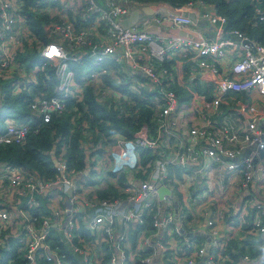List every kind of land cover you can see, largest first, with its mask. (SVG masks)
<instances>
[{
  "label": "built area",
  "instance_id": "1",
  "mask_svg": "<svg viewBox=\"0 0 264 264\" xmlns=\"http://www.w3.org/2000/svg\"><path fill=\"white\" fill-rule=\"evenodd\" d=\"M78 1L73 18L79 25L69 17L60 22L52 18L45 30L53 40L39 47V57L54 69L59 94L42 95L33 106L44 123L50 121L51 114L63 110V100H81L87 85H92L101 97L118 99L119 93L103 84L104 74L115 76L117 82L129 84L132 89L149 86L137 81V73L145 76L150 85H161L168 71L158 68L157 63L170 60L174 61L173 70L176 64L195 62L187 74L190 81L197 80V75L202 78L203 73L210 74L211 100H204V96L203 100L186 103L173 91L160 89L155 100L154 132H142L133 139L115 134L103 147L84 145L87 160L80 172L68 169L63 152L55 156L57 175L48 181L23 168L6 165V173L0 174V248H5L7 240L12 238L18 256L26 264H38L40 258H50L53 264H67L46 244L50 228L54 227L78 264H103L104 257L98 259L92 255L91 242L108 245V264H153L154 257L160 256L161 260L171 250L168 244L173 239L178 243L173 252L181 264H228L227 257L217 255L215 259L206 246L196 248V244L190 243L195 232L184 228L188 207L201 202L210 232L209 246L222 247L224 242L214 239L218 231L202 199L204 193L187 191L185 195L181 185L190 172L200 173L203 167L213 165L224 170L229 179L239 180L242 190L251 194L258 191L264 197V113L235 109L245 119L240 132L237 127L219 124L230 94L256 91L264 95V44L253 41L252 45L243 44L248 38L235 30L226 31L225 18L216 12L200 11L196 18L214 27L215 34H196V24L188 15H195L196 6H207L201 2L172 8L165 4L142 5L133 0ZM21 6V0H0V80L10 82L13 94L19 92L23 81L29 82L16 62L17 55L39 44L26 26ZM147 6L152 8V14H143L132 27L120 26L132 11ZM85 56L101 68L81 85L75 81L69 62ZM225 57L230 58L231 65L223 72L218 66ZM103 65L114 66L116 72L104 69ZM1 97L0 84V100ZM28 127L9 123L0 127V144L22 142ZM146 148L151 150L153 160L143 166L140 154ZM97 149H102L103 154H94ZM3 170L4 167L0 173ZM82 175L98 181L110 179L115 183L117 196L99 198L97 194H88L78 184ZM161 187L170 194L160 198ZM44 198L51 215L42 216L38 223L31 211ZM55 200L60 203L57 209L52 208ZM256 203L254 212L251 208L219 211L217 217L224 219L230 230L236 229L250 237L264 236V202ZM150 213L152 229L145 237V247L135 258H130L129 237L138 230L134 226L142 225ZM85 233L89 238H85ZM174 234L181 238L173 237ZM262 246L264 249V241ZM185 247L193 249L191 254H185ZM148 250L150 255L142 257ZM261 257L251 260L244 256L237 264H259L264 260Z\"/></svg>",
  "mask_w": 264,
  "mask_h": 264
},
{
  "label": "trees",
  "instance_id": "2",
  "mask_svg": "<svg viewBox=\"0 0 264 264\" xmlns=\"http://www.w3.org/2000/svg\"><path fill=\"white\" fill-rule=\"evenodd\" d=\"M142 5L165 4L172 8H179L190 3L201 2L205 5L214 7L215 12L226 20L225 30H235L249 40L264 44V0H133ZM21 14L25 17V23L30 33L36 37L39 44L30 49L19 53L16 62L19 68L28 78L23 81L19 92L10 91V82L0 80L2 97L0 100V127H4L6 120H14L18 124H27L28 133L20 143L0 144V164H6L12 167L23 168L36 174L43 180L54 179L57 170L53 164L51 151L55 147V156L63 152V157L68 169L74 172H80L85 169L87 155L83 146H105L112 135H122L128 139H133L142 132L152 134L155 130V100L159 98L160 89L173 91L179 100L183 102L190 99L189 92L181 85L177 84L172 66L174 61H164L157 63V67L167 69L168 77L161 80V85H150L148 79L136 74L138 82L145 83V86L139 89H132L129 84L117 82L115 76L104 74L102 81L105 86L119 93L118 99L101 97L92 85L83 88L81 100L67 98L64 101L63 110L59 113L51 114L50 121L44 123L42 117L38 115L37 109L33 107L40 100L42 95L47 97L58 96L57 79L54 76V69L48 62L39 57V47L41 44L51 42L53 39L48 37L45 26L51 21L49 14L43 10L45 2L43 0H21ZM78 26L79 21L70 17ZM195 64L188 61L182 66L183 71L188 74L190 68ZM104 69H114V66H105ZM69 68L74 74V79L78 84L83 85L94 73H97L101 66H95L86 56L82 60L70 61ZM30 74L32 77H30ZM18 78V77H17ZM16 79V78H15ZM17 80V79H16ZM193 89L198 92H204L206 96L207 89L193 80ZM242 93H232L237 99L242 98ZM94 154H103L102 149H97ZM141 163L145 166L153 160L152 152L146 148L140 154ZM178 175L179 170H176ZM83 176V175H82ZM119 184L122 178L119 179ZM98 184L92 182V185ZM99 198L108 196H117V189L109 185L107 190H97ZM46 199L40 200V206L31 211V216L36 222H41L42 216H50L51 212L45 206ZM252 212L255 208L251 209ZM138 230L131 234L132 240L136 239L138 234L146 230V235L152 229V213L144 218L142 225H135ZM184 228L187 231L191 229ZM86 235V236H85ZM85 238L89 235L85 233ZM173 237L180 239L178 234ZM183 238V237H182ZM251 242H238L230 240L223 243L222 247H214L216 253L210 255H220L227 257L228 264H237L240 259L247 256L251 260L259 259L263 252L255 250ZM191 244H196V248L204 245L202 235L193 236ZM247 243V245H246ZM261 244V240H259ZM46 244L52 251L62 256L67 264H78L76 258L63 246L60 241L57 230L50 228ZM106 255L103 264H108L110 252L106 245ZM151 250V249H150ZM150 250L141 254L142 257L150 255ZM191 247H185V254L192 252ZM210 252V251H209ZM166 256H170L169 252ZM38 264H53L50 258H40ZM0 264H26L25 260L18 256L15 249V242L12 238L7 240L5 248H0ZM259 264H264V260Z\"/></svg>",
  "mask_w": 264,
  "mask_h": 264
},
{
  "label": "crops",
  "instance_id": "3",
  "mask_svg": "<svg viewBox=\"0 0 264 264\" xmlns=\"http://www.w3.org/2000/svg\"><path fill=\"white\" fill-rule=\"evenodd\" d=\"M200 11H208V12H215V9L211 5H207L205 7H199L196 6L194 8V13H195V18L198 17V12ZM74 13H71L69 15L70 17H73ZM199 22H203L200 20H197ZM206 25H197L195 26V33L200 34V35H206V36H211L215 34L216 29L206 22H204ZM164 31H167L166 29ZM168 32V31H167ZM193 64L195 62L191 61ZM185 64V63H184ZM231 65V60L229 57H225L219 62V68L223 72H226ZM173 67V66H172ZM195 67V66H194ZM175 68L173 70L175 80L177 84L183 86L190 95V99L185 101L186 103H195L198 100H204L207 98L211 100V94L209 89H211L212 86V77L208 73H203L202 78L199 77V75L196 76L195 79L198 81V84L201 86H206L205 88L208 87L207 89V95H205L204 92H198L193 89V85L191 84L192 81L188 79L187 74L182 70V65L176 64ZM30 77L31 74H30ZM242 96V98L237 99V97L234 95L233 97H228V102L223 107V117L220 118L219 124L222 125H227L231 127H237L238 132L243 130L245 127V119L241 116L235 113V109H245L249 113H264V95L259 94L256 91H253L251 93H242L239 94ZM7 123L9 124H18L14 120H6V125ZM262 162L264 166V153L262 155ZM4 167V170L0 174H5L6 173V164H0V169ZM194 169V168H193ZM180 177L181 175L178 173L177 175ZM264 178V176H263ZM92 182H97L98 184L92 185ZM264 182V180H263ZM79 185H81L84 190L88 189L89 191L87 192L88 194H97V190H107L108 186L111 185L116 189L115 183L111 181L110 179H103L102 181L95 180L94 177L92 176H81L78 182ZM200 186V187H199ZM182 190L184 194H187V191H194V192H199V194L204 193V197L202 198L206 203L209 211L211 212V218L215 219V227L216 230L218 231V235L214 237L218 238V241L222 242H228L230 240H236L238 242H251L249 238L253 239V244L252 247H254L255 250H261L263 252L264 256V249L262 246V243L264 241V236H256V237H250L244 234L241 231H238L236 229L230 230L226 224V221L224 219H220L217 217V213L219 211L224 212V211H248L250 208L252 209L257 206V201L259 202H264V197L259 194L258 191L254 192L253 194L246 192L245 190H242L240 188V181L236 179H229L226 172L224 170L219 169L216 166L210 165L208 167H203L201 172L198 173L196 172H190L189 175L184 178V181L181 185ZM203 190V191H197V190ZM97 196V195H96ZM8 199H12L10 196H8ZM245 199L247 200L246 203H244ZM204 202L199 203L198 205L195 206H189L188 207V216L186 220V225L187 228L191 229L193 232H198L204 237V246L208 244L207 242V236L210 235V232L208 231L209 228L206 225V217L203 214V208L202 204ZM60 207V203L58 200H55L52 202V208L57 209ZM150 235V234H148ZM145 234V232H142L141 234H138L136 236L135 240H132L129 237V242L127 244V254L130 258H135L138 254V252L145 247V237L148 236ZM86 236V235H85ZM91 240V239H90ZM212 240V243L215 241ZM259 240H261V244L259 243ZM155 238L153 237L151 239V242L154 243ZM170 245L171 250H167L170 254V256H166L167 251L165 252V257L160 260V256H156L153 259V264H181V259L174 255V249L176 246H178V243L176 242L175 239L170 240ZM247 245V243H246ZM209 247L208 251L209 253H216L214 250L215 248L211 249ZM90 248L92 250V255L94 258L101 259L103 258L107 251L106 250V245L99 243H93L91 242ZM261 255V256H262ZM135 256V257H134ZM262 258V257H260ZM259 258V259H260ZM258 259V260H259ZM257 260V259H256ZM263 261V260H261ZM240 263V262H239ZM242 264V263H241ZM244 264V263H243Z\"/></svg>",
  "mask_w": 264,
  "mask_h": 264
},
{
  "label": "water",
  "instance_id": "4",
  "mask_svg": "<svg viewBox=\"0 0 264 264\" xmlns=\"http://www.w3.org/2000/svg\"><path fill=\"white\" fill-rule=\"evenodd\" d=\"M143 14H152V8H150L149 6H147V7L142 8L141 10H138L137 9V10L132 11L131 14L129 15V17L123 19L120 22V26L122 28H125V29L126 28H129V27H132L134 24H136L139 21V19L141 18V16ZM188 17L193 22L197 23V25H203V26L206 25L204 22L197 21L193 14H189ZM243 44L252 45V41L249 40V39H246V40L243 41ZM51 157H52L53 164H55V162H56L55 161V147L51 151ZM165 194L166 195L170 194V191L167 188H165V187H161L158 190L159 197L161 198ZM119 222H121V221H119ZM197 235H201V234H199L198 232H195V233L192 234V236H197ZM207 242H208V244L206 245V249L208 251V249L210 247L209 246V242H210L209 236H207Z\"/></svg>",
  "mask_w": 264,
  "mask_h": 264
},
{
  "label": "rangeland",
  "instance_id": "5",
  "mask_svg": "<svg viewBox=\"0 0 264 264\" xmlns=\"http://www.w3.org/2000/svg\"><path fill=\"white\" fill-rule=\"evenodd\" d=\"M45 2L43 10L46 11L53 20L61 21L69 17L71 13H76L79 6L75 5L78 0H43ZM57 1H60L58 4ZM89 190L86 189V192Z\"/></svg>",
  "mask_w": 264,
  "mask_h": 264
},
{
  "label": "snow or ice",
  "instance_id": "6",
  "mask_svg": "<svg viewBox=\"0 0 264 264\" xmlns=\"http://www.w3.org/2000/svg\"><path fill=\"white\" fill-rule=\"evenodd\" d=\"M51 54V53H50Z\"/></svg>",
  "mask_w": 264,
  "mask_h": 264
}]
</instances>
